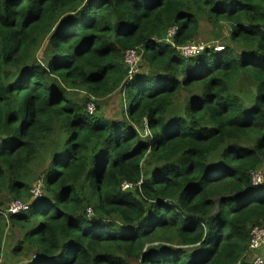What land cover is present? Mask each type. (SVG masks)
Listing matches in <instances>:
<instances>
[{"label": "trees", "instance_id": "1", "mask_svg": "<svg viewBox=\"0 0 264 264\" xmlns=\"http://www.w3.org/2000/svg\"><path fill=\"white\" fill-rule=\"evenodd\" d=\"M202 23L221 48L183 56ZM70 89H120L121 118ZM262 169L264 0H0V238L26 264H255Z\"/></svg>", "mask_w": 264, "mask_h": 264}, {"label": "rangeland", "instance_id": "2", "mask_svg": "<svg viewBox=\"0 0 264 264\" xmlns=\"http://www.w3.org/2000/svg\"><path fill=\"white\" fill-rule=\"evenodd\" d=\"M228 35V24L222 23L218 27H214L207 23H202L200 29V35L197 39L198 44L202 46H213L216 50L221 48L222 40L224 36ZM74 93V96L79 99L88 98L95 100L97 102L100 113L106 118H121L122 110H124V103L122 101V92L120 89L115 90L112 94L102 98L96 99L92 96L88 95L83 90H69ZM40 171L41 168L31 169L29 171L28 181L30 183V194L33 196L31 189L34 187L35 190L39 188L42 189V181L40 179ZM262 173V174H261ZM264 174V170L260 171L261 178ZM257 176V172L255 173ZM42 192V190H41ZM6 198V204H10L13 200L10 196H3ZM28 197V199H30ZM12 200V201H11ZM26 200V199H25ZM21 201V200H20ZM24 203V199H22ZM9 206V205H8ZM8 209V208H7ZM90 215L92 214L91 210H89ZM258 228L264 229V227L258 226ZM21 233L15 228H8L3 236L0 238V264H26L29 259V251L26 249H21L18 254L12 252L13 247L20 241ZM248 261L252 263L262 262L264 263V243L258 247L257 249H249L246 256ZM259 264V263H258Z\"/></svg>", "mask_w": 264, "mask_h": 264}, {"label": "built area", "instance_id": "3", "mask_svg": "<svg viewBox=\"0 0 264 264\" xmlns=\"http://www.w3.org/2000/svg\"><path fill=\"white\" fill-rule=\"evenodd\" d=\"M174 32H175L174 28L168 29L163 40L165 42L170 43L171 38L174 35ZM199 49H202V47L201 46H195L193 44H189V45L181 47L180 52L183 56L189 57V56L193 55ZM139 58H140V56L138 55V53L135 50H129V51L125 52L124 63L129 68V74H131L135 70H137ZM86 109H87V112L89 114H92L95 112V104H94L92 99L87 103ZM255 173L252 174L253 183H260L262 181L260 171H257V176H255ZM127 187H129V185L127 183H124L123 188H127ZM31 192H32L33 196H35V197L39 196L41 194V187H39L36 190L33 187L31 189ZM27 208H28V204L23 203L20 200H14L9 204L7 211H9L11 213H17L19 211L26 210ZM89 210H87L88 214H90ZM249 237H250L249 249H257L258 247H260L264 243V229L258 228V227H253L249 233ZM258 263L262 264L263 261L261 263L260 262H258ZM258 263H255V264H258Z\"/></svg>", "mask_w": 264, "mask_h": 264}]
</instances>
